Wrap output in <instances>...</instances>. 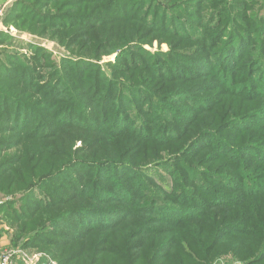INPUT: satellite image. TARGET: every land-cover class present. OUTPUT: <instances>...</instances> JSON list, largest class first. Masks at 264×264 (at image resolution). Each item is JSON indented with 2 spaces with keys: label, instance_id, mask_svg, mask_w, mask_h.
<instances>
[{
  "label": "trees",
  "instance_id": "1",
  "mask_svg": "<svg viewBox=\"0 0 264 264\" xmlns=\"http://www.w3.org/2000/svg\"><path fill=\"white\" fill-rule=\"evenodd\" d=\"M2 24L72 56L0 60L14 245L57 264L264 262V0H15Z\"/></svg>",
  "mask_w": 264,
  "mask_h": 264
},
{
  "label": "rangeland",
  "instance_id": "2",
  "mask_svg": "<svg viewBox=\"0 0 264 264\" xmlns=\"http://www.w3.org/2000/svg\"><path fill=\"white\" fill-rule=\"evenodd\" d=\"M6 14V10L4 15ZM184 21V20H182ZM185 22V21H184ZM3 32L9 36V44L0 45V60L3 59L6 55L10 53H19L22 55L23 53L26 55L32 54L35 49L41 48L45 49L47 52V57L52 59L54 62H60L64 58H71V54L69 51L65 50L63 47L60 46L59 43L56 41H52L46 38L35 36L28 32H21L16 27H2ZM12 46V47H11ZM147 50V57H152L153 53L156 51L161 50L163 52H167L169 47L167 44H163L158 46L157 43H154L152 47H145ZM117 54L112 55L110 57H105L101 62L100 65L104 66L107 62H116ZM151 59V58H149ZM264 71V63H261L258 68V75ZM78 146H81V142L77 143ZM157 170H154L153 173H156ZM162 172L163 170L160 169ZM165 175V174H164ZM166 177V175H165ZM22 195L17 194L12 197H3L0 195V205H4L7 201H16V207L19 209L20 205L18 201H20V197ZM16 230L14 228L9 227L4 221L0 218V264L2 263L3 257L5 254L9 256V264H57L52 259L48 260L47 262H43V258H47L44 253H41L38 250H28L24 249L20 246V244L14 245V234ZM264 264V262L262 263Z\"/></svg>",
  "mask_w": 264,
  "mask_h": 264
},
{
  "label": "crops",
  "instance_id": "3",
  "mask_svg": "<svg viewBox=\"0 0 264 264\" xmlns=\"http://www.w3.org/2000/svg\"><path fill=\"white\" fill-rule=\"evenodd\" d=\"M15 0H0V9L7 10ZM5 12V11H4ZM2 18L0 19V30H2Z\"/></svg>",
  "mask_w": 264,
  "mask_h": 264
},
{
  "label": "built area",
  "instance_id": "4",
  "mask_svg": "<svg viewBox=\"0 0 264 264\" xmlns=\"http://www.w3.org/2000/svg\"><path fill=\"white\" fill-rule=\"evenodd\" d=\"M4 9H0V19L4 16ZM9 256L8 254H5V256L3 257L2 263L1 264H9Z\"/></svg>",
  "mask_w": 264,
  "mask_h": 264
},
{
  "label": "water",
  "instance_id": "5",
  "mask_svg": "<svg viewBox=\"0 0 264 264\" xmlns=\"http://www.w3.org/2000/svg\"><path fill=\"white\" fill-rule=\"evenodd\" d=\"M48 264H52V263H48Z\"/></svg>",
  "mask_w": 264,
  "mask_h": 264
}]
</instances>
